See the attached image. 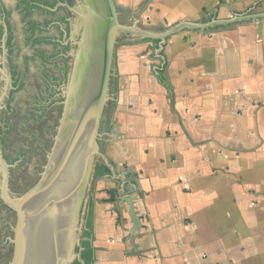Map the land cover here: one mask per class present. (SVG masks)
<instances>
[{
  "label": "crops",
  "instance_id": "obj_1",
  "mask_svg": "<svg viewBox=\"0 0 264 264\" xmlns=\"http://www.w3.org/2000/svg\"><path fill=\"white\" fill-rule=\"evenodd\" d=\"M119 2L134 33L115 50L89 264H264V0ZM112 189L135 198L134 235Z\"/></svg>",
  "mask_w": 264,
  "mask_h": 264
},
{
  "label": "water",
  "instance_id": "obj_2",
  "mask_svg": "<svg viewBox=\"0 0 264 264\" xmlns=\"http://www.w3.org/2000/svg\"><path fill=\"white\" fill-rule=\"evenodd\" d=\"M100 5L101 21L92 47L80 49L86 60L81 68L70 66L72 56V21L68 0L61 6L64 8L68 34H64L62 45L67 47L63 55L65 75L60 85L59 98L61 113L55 129L52 145L46 155V164L36 185L20 196H12L16 206L0 197L5 211L14 217L15 224L11 226L12 237L8 243L12 247V255L8 264H57V243L54 234L63 231L65 220L71 210V200L68 195L74 189L78 198L79 226L75 239V251L65 257L61 264L81 262L82 242L86 239L83 233L92 198L95 175L99 165L109 167L104 157L106 144V123L115 94V50L123 33H134L129 27H123L118 21V15L112 0H94ZM184 24L168 28L158 36L146 35L147 38H158L161 42L166 37L183 28ZM80 54V53H79ZM80 57V56H79ZM69 92L71 95H69ZM81 102V116L74 120L76 108ZM93 155L90 160V156ZM6 173L3 178L5 192L7 190V169L9 165L2 162ZM62 187L63 190H60ZM110 202L113 211L120 216L118 210L125 204L128 216L133 224L130 231L134 235L140 227V222L134 211L133 196L120 194L110 190ZM69 206V210L67 209ZM66 206V207H65ZM64 210V217L59 216ZM38 222L41 227L39 239L29 247L27 243L29 227ZM62 233V232H61Z\"/></svg>",
  "mask_w": 264,
  "mask_h": 264
},
{
  "label": "rangeland",
  "instance_id": "obj_3",
  "mask_svg": "<svg viewBox=\"0 0 264 264\" xmlns=\"http://www.w3.org/2000/svg\"><path fill=\"white\" fill-rule=\"evenodd\" d=\"M48 2L0 0V160L9 165L6 185L10 198L26 193L38 182L52 145L47 132L56 125L51 91L65 61L58 44L63 42L62 25L56 20L57 9ZM112 2L120 25L132 24L123 17V4ZM9 17L13 22H8ZM9 215L0 200V241L8 231ZM11 255L12 248L9 251L0 245V264H8Z\"/></svg>",
  "mask_w": 264,
  "mask_h": 264
},
{
  "label": "bare ground",
  "instance_id": "obj_4",
  "mask_svg": "<svg viewBox=\"0 0 264 264\" xmlns=\"http://www.w3.org/2000/svg\"><path fill=\"white\" fill-rule=\"evenodd\" d=\"M68 3V8L72 21V56L70 66L75 69H79L81 68V64H83L86 60V57L81 54L80 49L92 47L91 45L94 39L96 38V35L98 34L97 30L99 27V22L101 21V14L99 12L100 10H98V8H100V5L95 4L94 0H68ZM69 95H71L70 92ZM82 108L83 107L80 102L78 104V107L76 108V111H80L76 112L74 120L81 116ZM93 155L94 154L90 156V160L92 159ZM5 173L6 170L0 160V196L4 200L8 201L10 205L16 206V202L9 198L5 192V188L3 185V178ZM60 190H63L62 187ZM75 195L76 190L74 189L72 192H70V195H68L67 197L71 200V210L67 215V219L65 220V226L63 228V231H58L53 236L57 243V264H61L60 262L68 255L77 254V252L75 251V249H77L75 248V236L77 234L78 226L80 223V214L78 209V198ZM65 207L63 208L62 214L59 216V218L64 217L63 214ZM67 209L69 210L68 205ZM38 224V222H33V227H29L30 230H28L29 232L26 240L29 244V247L31 248V245L34 244V239H39L41 227Z\"/></svg>",
  "mask_w": 264,
  "mask_h": 264
},
{
  "label": "flooded vegetation",
  "instance_id": "obj_5",
  "mask_svg": "<svg viewBox=\"0 0 264 264\" xmlns=\"http://www.w3.org/2000/svg\"><path fill=\"white\" fill-rule=\"evenodd\" d=\"M63 1L64 0H49L48 5L49 6H52V8H56L57 9L56 13L58 14L57 15L58 18L56 20L58 22H60V25H62L61 26V31H62L61 33H63V37H64V34H66V26H65L66 24H65V22H67V17H66V13H65L64 8L61 6V4L63 3ZM9 18H10V20H8V22H13L12 21L13 19L11 17H9ZM118 21H119V19H118ZM14 22H15V20H14ZM120 38H121L120 40H123V39L126 38V36L121 35ZM58 44H60V48L63 50V47L64 46L60 43V41H58ZM59 72L60 73L56 75V78H55V81H54L55 82L54 87H53V85H51V88L53 87L52 88L53 90L51 92L54 93V96L51 97L52 99H54V102H53L54 107L52 108V110L54 111L53 118H54V120L56 119V122L54 121V123H56V125L54 124L52 132H50L49 130L47 132L48 141L51 142V143H52L53 137L55 135V129L57 127L58 120H59L60 113H61L60 102L62 101V99L59 98V95H60V85L63 83L64 73H65V69H64L63 66H62V69L59 70ZM52 84H53V82H52ZM55 95H58V97L56 98ZM49 110H50V108L47 109V112ZM13 221H14V224H15L14 217H12V216L9 215V220L7 222L8 223V225H7L8 231L4 234L2 240L0 241L1 247L2 248H6L9 251H10V248H12V247H11L10 244L9 245H7V244H8V240L11 239V237H12V233H11L10 229H11V226H12V222ZM9 222L11 223V225H10ZM6 239H7V241H6ZM8 260H9V258H7L6 262H8Z\"/></svg>",
  "mask_w": 264,
  "mask_h": 264
},
{
  "label": "trees",
  "instance_id": "obj_6",
  "mask_svg": "<svg viewBox=\"0 0 264 264\" xmlns=\"http://www.w3.org/2000/svg\"><path fill=\"white\" fill-rule=\"evenodd\" d=\"M65 24H66V22H65ZM66 34H68V28H66ZM153 43H155L157 45L159 43V41L154 40ZM66 50H67V47L64 46L62 52L65 54ZM116 75H117V73H116ZM158 78H159V81L161 83H166L161 72L158 74ZM116 85H117V80L115 79V88H114L115 91L117 88ZM112 166H113L112 162H109V167L104 165V164L99 165L97 168V171H96V175H95V182L97 180L103 178V177L110 176L111 175V168L110 167H112ZM136 178H137V175L135 173L127 172L126 180L130 184L136 185ZM95 182H94V184H95ZM92 231H93V202H92V198H91L90 205H89L88 217L86 220V229L83 233V236L86 239L82 242L83 251L81 253V260L84 261L85 264H89V259H90L89 257L91 255ZM74 264H81V263L79 261H76Z\"/></svg>",
  "mask_w": 264,
  "mask_h": 264
}]
</instances>
